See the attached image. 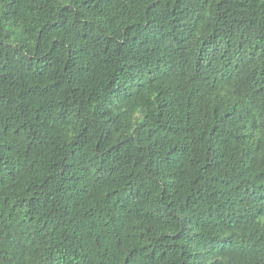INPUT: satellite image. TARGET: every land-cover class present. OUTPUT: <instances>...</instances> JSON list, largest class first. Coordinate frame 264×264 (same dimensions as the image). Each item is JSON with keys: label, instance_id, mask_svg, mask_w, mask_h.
I'll use <instances>...</instances> for the list:
<instances>
[{"label": "trees", "instance_id": "obj_1", "mask_svg": "<svg viewBox=\"0 0 264 264\" xmlns=\"http://www.w3.org/2000/svg\"><path fill=\"white\" fill-rule=\"evenodd\" d=\"M0 264H264V0H0Z\"/></svg>", "mask_w": 264, "mask_h": 264}]
</instances>
